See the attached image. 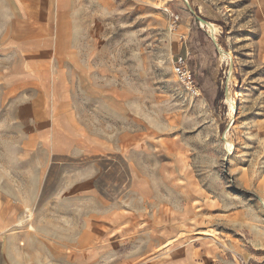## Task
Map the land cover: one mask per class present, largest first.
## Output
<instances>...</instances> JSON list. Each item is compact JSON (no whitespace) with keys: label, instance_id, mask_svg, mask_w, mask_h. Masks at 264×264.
<instances>
[{"label":"rangeland","instance_id":"374dc122","mask_svg":"<svg viewBox=\"0 0 264 264\" xmlns=\"http://www.w3.org/2000/svg\"><path fill=\"white\" fill-rule=\"evenodd\" d=\"M0 264H264V0H0Z\"/></svg>","mask_w":264,"mask_h":264},{"label":"built area","instance_id":"2783aa9c","mask_svg":"<svg viewBox=\"0 0 264 264\" xmlns=\"http://www.w3.org/2000/svg\"><path fill=\"white\" fill-rule=\"evenodd\" d=\"M178 20V18H176ZM174 73L177 75L181 84L186 87L188 90L195 89V81L192 75V72L187 66V60L183 56H179L176 59L174 66Z\"/></svg>","mask_w":264,"mask_h":264},{"label":"crops","instance_id":"0c3cea01","mask_svg":"<svg viewBox=\"0 0 264 264\" xmlns=\"http://www.w3.org/2000/svg\"><path fill=\"white\" fill-rule=\"evenodd\" d=\"M58 18H57L58 19L57 28H55V29H56L57 38L59 39V37L62 36V34L64 33V27L63 26H64L65 18H64L63 13H60ZM70 53H72V51H70ZM1 221H2V225H3L2 227L7 226L8 224H12V220H9V221L5 220L4 221L1 219ZM6 221H7V223H6Z\"/></svg>","mask_w":264,"mask_h":264},{"label":"bare ground","instance_id":"6f19581e","mask_svg":"<svg viewBox=\"0 0 264 264\" xmlns=\"http://www.w3.org/2000/svg\"><path fill=\"white\" fill-rule=\"evenodd\" d=\"M207 27H208V31H209L210 35H212L213 37L217 36V27H216V25L208 23Z\"/></svg>","mask_w":264,"mask_h":264},{"label":"water","instance_id":"95a60500","mask_svg":"<svg viewBox=\"0 0 264 264\" xmlns=\"http://www.w3.org/2000/svg\"><path fill=\"white\" fill-rule=\"evenodd\" d=\"M188 4V3H187ZM188 6H189V4H188ZM198 20L200 21V22H204L203 21V19H201L200 17H198ZM211 36V35H210ZM212 38V37H211ZM213 39V38H212ZM214 40V39H213ZM227 90V93H228V89H226Z\"/></svg>","mask_w":264,"mask_h":264}]
</instances>
